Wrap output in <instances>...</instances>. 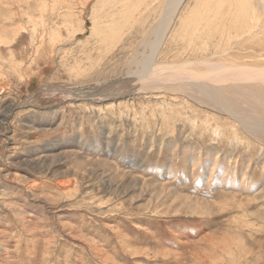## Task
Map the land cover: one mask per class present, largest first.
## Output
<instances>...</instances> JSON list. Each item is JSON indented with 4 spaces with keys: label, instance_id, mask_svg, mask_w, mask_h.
Returning a JSON list of instances; mask_svg holds the SVG:
<instances>
[{
    "label": "rangeland",
    "instance_id": "1",
    "mask_svg": "<svg viewBox=\"0 0 264 264\" xmlns=\"http://www.w3.org/2000/svg\"><path fill=\"white\" fill-rule=\"evenodd\" d=\"M9 1L0 35L28 32L24 58L0 49V264H264V134L135 73L264 66V0ZM245 78L264 86L212 81Z\"/></svg>",
    "mask_w": 264,
    "mask_h": 264
},
{
    "label": "bare ground",
    "instance_id": "2",
    "mask_svg": "<svg viewBox=\"0 0 264 264\" xmlns=\"http://www.w3.org/2000/svg\"><path fill=\"white\" fill-rule=\"evenodd\" d=\"M12 1H9L8 3L11 5V7L12 6L15 7L16 1L15 2H12ZM66 1L72 2L73 0H63V2H66ZM206 1L208 3V0H206ZM212 3H214V1ZM6 5L7 4H5V6ZM25 5L27 6L28 2H26ZM18 9H20V6H19V8L17 7L16 10L18 11ZM17 17H18V15H17ZM8 19H9V17H8ZM13 19H14V17H13ZM25 27H27V26H25ZM43 30H44V28H43ZM25 32H28V31H26V29H22V30H18V31H13L11 33L10 37H8L9 35H5V36L0 35V49H3L4 52L7 54L11 53L12 56H15L16 58H18V54H21V53H19V49L17 48V45H20L19 42H21L20 40L23 39L21 36H23V34ZM24 37H26V36H24ZM24 45H25V43H24ZM23 50H24V48H23ZM225 54H227V53H225ZM20 57L24 58V56L22 54ZM16 58H15V60H16ZM210 60L211 59H209V58H207L206 60H202V59L201 60L199 59L197 61L195 60L196 62L186 60V61L180 62L181 64L173 65L172 63H169V64H165L164 66L157 65L159 67H156L153 69L150 68V66H151L150 63L145 62L146 63L145 66L142 69H139V70L137 69V71L135 73L141 76L142 79L140 82L143 83V85H145V84L155 85L156 82L163 81L166 78H167V80L168 79H171V80L174 79L176 81L184 82L185 84L190 86L192 89H194V91L196 93H198L202 96H205L207 99L209 97L212 98L224 111L228 112L233 118L237 119L244 127H246L248 129V131L264 134V97L261 94V92L264 94V89H261V88H264V86L260 87L258 85L256 87V85H253L254 83L251 84L248 82L249 78L238 79V81H237V93L238 94L232 95L231 91H229L228 93L224 92L220 88L219 85L213 84L215 82L212 81V80H215V79H212V77L213 78H221L224 75H228L230 77H233L234 74H237V76H239V75L257 76V77L264 76V66L262 64H258V66H256V67L251 66V65H247V64H245V65H234L235 63H227L225 61L212 62ZM140 62H142V60ZM190 63L191 64H197V65L198 64H200V65L204 64L207 68H203L202 66H201L202 67L201 68L200 65H198L200 68L199 67H197L196 69L194 68L195 70L193 72L190 71V72H186L184 74H182L178 70H175L176 67L189 66ZM142 66H143V64H142ZM148 69H151V70L148 71V73H147ZM145 71H146V73H145ZM147 74H148V76H147ZM144 75H146V77H144ZM160 76H163L165 78L160 79ZM132 78H134V76H132ZM183 78H185V80L187 79V81L183 80ZM134 80H136V79H134ZM144 80H146V82ZM171 80H169V81H171ZM215 81H217L216 83L220 82L219 80H215ZM171 83H175V81L171 82ZM245 83H248V84H245ZM232 84H234V83H232ZM232 84L231 83L229 84L231 89L233 88ZM158 85H160V84H158ZM136 86H137V84H136ZM253 88L254 89L256 88L258 93H256L255 90H252ZM145 89H146V86H145ZM149 89H150V87H149ZM252 92H254L255 95H253V94L251 95L250 93H252ZM234 127H236V126H234ZM234 132H237V131L234 130ZM232 249L233 248H231V250L223 248L222 250H219V253H220L219 260L221 259L220 260L221 263L220 262H218V263L225 264L223 262L224 258H229V259H233L235 261L232 264H237V261L239 259V258H237V251L236 250L234 251ZM201 253L202 252H199V251L197 252V256H199L197 258L205 261V263L208 259L213 258V257H208V256L204 257V255L207 252L204 253V255L201 257L200 256ZM251 253L252 252L250 251V254Z\"/></svg>",
    "mask_w": 264,
    "mask_h": 264
}]
</instances>
